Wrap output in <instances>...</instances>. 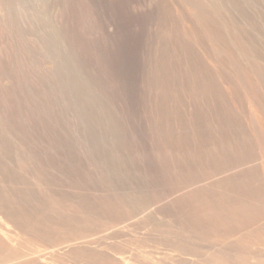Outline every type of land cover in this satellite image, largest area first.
Returning <instances> with one entry per match:
<instances>
[{
	"label": "rangeland",
	"instance_id": "374dc122",
	"mask_svg": "<svg viewBox=\"0 0 264 264\" xmlns=\"http://www.w3.org/2000/svg\"><path fill=\"white\" fill-rule=\"evenodd\" d=\"M0 264H264V0H0Z\"/></svg>",
	"mask_w": 264,
	"mask_h": 264
}]
</instances>
